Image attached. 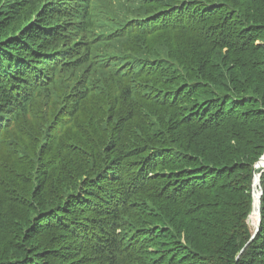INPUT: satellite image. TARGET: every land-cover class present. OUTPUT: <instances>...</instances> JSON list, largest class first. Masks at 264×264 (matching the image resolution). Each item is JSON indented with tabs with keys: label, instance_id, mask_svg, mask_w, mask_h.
I'll return each instance as SVG.
<instances>
[{
	"label": "trees",
	"instance_id": "1",
	"mask_svg": "<svg viewBox=\"0 0 264 264\" xmlns=\"http://www.w3.org/2000/svg\"><path fill=\"white\" fill-rule=\"evenodd\" d=\"M31 1L0 7V264H264V0H81L122 25L105 71Z\"/></svg>",
	"mask_w": 264,
	"mask_h": 264
},
{
	"label": "rangeland",
	"instance_id": "2",
	"mask_svg": "<svg viewBox=\"0 0 264 264\" xmlns=\"http://www.w3.org/2000/svg\"><path fill=\"white\" fill-rule=\"evenodd\" d=\"M262 157H264V152H263V154L260 156V158L258 159V161L262 158ZM257 161V162H258ZM255 165V164H254ZM253 169H254V166H253ZM252 187H253V184H252ZM257 187L258 186H256V183H255V186H254V191H253V193H252V197H253V209H254V200H255V207H256V210L254 211V213L256 214V212H257V204H256V198H255V194H257L258 193V190H257ZM259 203H260V199H259ZM252 212H253V210H252ZM251 212V217H250V223H251V225H254V226H256V223H257V221H256V218H255V216H253V213ZM252 227V226H251ZM252 229V228H251ZM253 229H254V227H253Z\"/></svg>",
	"mask_w": 264,
	"mask_h": 264
},
{
	"label": "water",
	"instance_id": "3",
	"mask_svg": "<svg viewBox=\"0 0 264 264\" xmlns=\"http://www.w3.org/2000/svg\"><path fill=\"white\" fill-rule=\"evenodd\" d=\"M261 160V159H260ZM259 160V161H260ZM258 161V162H259ZM258 162H256L255 163V165H254V172H253V175H254V182H253V188H254V185H255V175H256V173L259 171V170H261V174L263 173V171H264V168H260V169H258ZM260 174V175H261ZM257 185H259V182H257ZM260 196H261V191L258 193V198H257V224H256V232H257V229H258V226H259V210H260V206H259V199H260Z\"/></svg>",
	"mask_w": 264,
	"mask_h": 264
},
{
	"label": "bare ground",
	"instance_id": "4",
	"mask_svg": "<svg viewBox=\"0 0 264 264\" xmlns=\"http://www.w3.org/2000/svg\"><path fill=\"white\" fill-rule=\"evenodd\" d=\"M258 169L260 168H264V157L261 158V160L258 162ZM260 174H261V170H259L256 175H255V183L257 186V182H259V178H260ZM255 186V185H254ZM254 191V188H253ZM259 192V190H258ZM255 198H256V204H257V198H258V194H255ZM258 212V211H257ZM257 212H256V221H257ZM257 224V223H256Z\"/></svg>",
	"mask_w": 264,
	"mask_h": 264
}]
</instances>
